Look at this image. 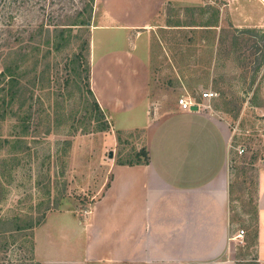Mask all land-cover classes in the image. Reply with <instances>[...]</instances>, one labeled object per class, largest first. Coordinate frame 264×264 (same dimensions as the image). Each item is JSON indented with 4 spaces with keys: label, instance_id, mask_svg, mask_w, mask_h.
I'll return each mask as SVG.
<instances>
[{
    "label": "rangeland",
    "instance_id": "1",
    "mask_svg": "<svg viewBox=\"0 0 264 264\" xmlns=\"http://www.w3.org/2000/svg\"><path fill=\"white\" fill-rule=\"evenodd\" d=\"M86 1L0 0V264H36L32 229L42 215L87 208L106 186L109 163L134 161L142 145L139 131L112 133L82 86L74 54L95 0L85 28L58 34L59 23L86 18ZM151 27L162 102L210 90L203 110L231 127L229 213L245 238L264 170V1L167 0Z\"/></svg>",
    "mask_w": 264,
    "mask_h": 264
},
{
    "label": "crops",
    "instance_id": "2",
    "mask_svg": "<svg viewBox=\"0 0 264 264\" xmlns=\"http://www.w3.org/2000/svg\"><path fill=\"white\" fill-rule=\"evenodd\" d=\"M165 3L95 0L89 89L112 133L140 132L148 162L111 161L87 208L47 211L32 229L36 264H245L249 254L264 263V170L254 231L238 237L229 213V123L182 111L176 99L164 104L153 81L150 28Z\"/></svg>",
    "mask_w": 264,
    "mask_h": 264
},
{
    "label": "trees",
    "instance_id": "3",
    "mask_svg": "<svg viewBox=\"0 0 264 264\" xmlns=\"http://www.w3.org/2000/svg\"><path fill=\"white\" fill-rule=\"evenodd\" d=\"M92 2L93 0H87L83 6V10L89 12L87 13V16L85 19H80L78 21H73L74 23H59L58 26H56L58 28V34L59 36L62 35L63 31L67 30V31H71V27L68 26H74V28H83L84 26L87 25L88 23V19L90 17V10L92 7ZM81 11V10H80ZM80 11H77V16L80 15ZM83 26V27H82ZM85 28V27H84ZM60 45V43H56V48H58ZM88 54V38L85 40H80L79 41V46L78 49L76 51V53L74 54V58L77 60V66H78V70L79 72H84L83 77H81L82 80V86L85 88V91L87 93H89L92 97V101H91V105L94 108V110L97 112L98 117L99 118H103L104 115L102 113V111L100 110V108L98 107L96 101L94 100V97L92 96V93L89 89V83H88V73H89V68H88V58L85 60V55L87 56ZM83 62L85 63V67H83ZM105 124V123H104ZM107 126L103 125L101 126L100 129L98 130H104L106 129ZM134 157V161H129V162H125L127 164H138V163H147L148 162V156L144 150L143 147H140L137 151L134 152L133 154ZM45 214L42 215V217L40 218L39 221H37L36 225L39 224ZM35 225V226H36Z\"/></svg>",
    "mask_w": 264,
    "mask_h": 264
},
{
    "label": "built area",
    "instance_id": "4",
    "mask_svg": "<svg viewBox=\"0 0 264 264\" xmlns=\"http://www.w3.org/2000/svg\"><path fill=\"white\" fill-rule=\"evenodd\" d=\"M199 94L200 96L197 100L194 97H191L187 94L179 95L176 98V105L178 109L182 111H186V110L188 111L191 110L192 107H194V110H203L204 108H207V105L203 103V100L211 98L213 95H215V93L210 90H205ZM242 150H243L242 147L236 149L238 153H241ZM242 233L243 230L239 229L238 234L236 236L240 237Z\"/></svg>",
    "mask_w": 264,
    "mask_h": 264
},
{
    "label": "water",
    "instance_id": "5",
    "mask_svg": "<svg viewBox=\"0 0 264 264\" xmlns=\"http://www.w3.org/2000/svg\"><path fill=\"white\" fill-rule=\"evenodd\" d=\"M192 109H194V107H192Z\"/></svg>",
    "mask_w": 264,
    "mask_h": 264
}]
</instances>
